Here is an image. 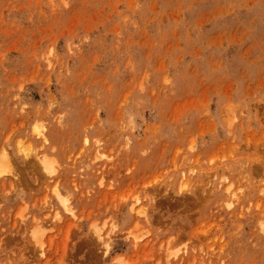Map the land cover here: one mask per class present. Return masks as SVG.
I'll use <instances>...</instances> for the list:
<instances>
[{"label":"rangeland","instance_id":"374dc122","mask_svg":"<svg viewBox=\"0 0 264 264\" xmlns=\"http://www.w3.org/2000/svg\"><path fill=\"white\" fill-rule=\"evenodd\" d=\"M4 151L0 264H264V0H0Z\"/></svg>","mask_w":264,"mask_h":264},{"label":"bare ground","instance_id":"6f19581e","mask_svg":"<svg viewBox=\"0 0 264 264\" xmlns=\"http://www.w3.org/2000/svg\"><path fill=\"white\" fill-rule=\"evenodd\" d=\"M35 131V130H34ZM28 150H29V148H28ZM27 150V152H29ZM26 152V153H27ZM27 155H30V154H27ZM8 158H9V155H8V153L7 152H5L4 151V153L1 155V158L0 159H3L2 160V162H4V161H6L7 163H8ZM29 158V157H28ZM27 158V159H28ZM37 159V158H36ZM51 160H48V158L45 156L43 159H42V163H43V167H44V170H46V172H48V173H53L54 171H55V169L53 170L52 169V163L50 162ZM2 162H1V166H2ZM5 163V162H4ZM7 163H5V164H7ZM37 163H35V165H36ZM38 165H39V163H38ZM5 166V165H4ZM229 189V188H228ZM55 191H54V193H55V195H56V197L58 198V200L60 201V203H61V205L63 206V208H66V209H68V198L67 197H65L64 195H62L61 193H60V191L58 190V189H56V187H55V189H54ZM65 210V209H64ZM142 211V210H141ZM137 238V237H136ZM140 239V238H139ZM107 249V248H106Z\"/></svg>","mask_w":264,"mask_h":264}]
</instances>
